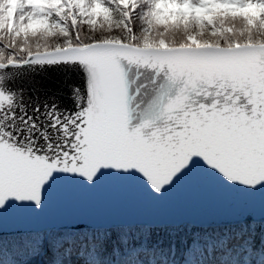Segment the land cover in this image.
Listing matches in <instances>:
<instances>
[{
  "label": "snow or ice",
  "instance_id": "6c2138e0",
  "mask_svg": "<svg viewBox=\"0 0 264 264\" xmlns=\"http://www.w3.org/2000/svg\"><path fill=\"white\" fill-rule=\"evenodd\" d=\"M195 168L264 190V0H0V214L41 210L60 178L161 198ZM11 243L25 264H264V218L80 220Z\"/></svg>",
  "mask_w": 264,
  "mask_h": 264
},
{
  "label": "water",
  "instance_id": "95a60500",
  "mask_svg": "<svg viewBox=\"0 0 264 264\" xmlns=\"http://www.w3.org/2000/svg\"><path fill=\"white\" fill-rule=\"evenodd\" d=\"M57 78L54 72L34 76L37 81ZM240 213L264 218V190L226 188L198 168L177 181L161 198H153L132 178L104 175L95 186L60 178L45 190L41 210L30 207L4 210L0 214V234L60 230L80 220L136 226L159 218L215 222Z\"/></svg>",
  "mask_w": 264,
  "mask_h": 264
},
{
  "label": "trees",
  "instance_id": "16d2710c",
  "mask_svg": "<svg viewBox=\"0 0 264 264\" xmlns=\"http://www.w3.org/2000/svg\"><path fill=\"white\" fill-rule=\"evenodd\" d=\"M37 234L42 235V233H37ZM16 237L17 236L3 238L4 248H3V251L0 252V261H2L3 264H12V261H16V264H25V260H26L25 256L23 254L17 255L13 251L11 242L14 241ZM252 264H256V262L252 261Z\"/></svg>",
  "mask_w": 264,
  "mask_h": 264
},
{
  "label": "rangeland",
  "instance_id": "374dc122",
  "mask_svg": "<svg viewBox=\"0 0 264 264\" xmlns=\"http://www.w3.org/2000/svg\"><path fill=\"white\" fill-rule=\"evenodd\" d=\"M127 259V256L125 255L124 257L122 255L120 256H117L115 258V264H123V261ZM176 261H177V264H183V255H178L176 258ZM197 258L196 257H193V256H189V260H196ZM254 259H257V258H254ZM255 262V261H254Z\"/></svg>",
  "mask_w": 264,
  "mask_h": 264
}]
</instances>
